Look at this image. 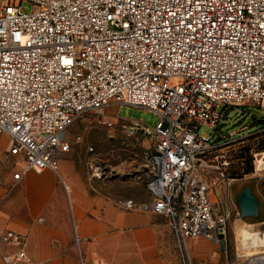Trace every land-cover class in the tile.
<instances>
[{"label": "built area", "instance_id": "obj_1", "mask_svg": "<svg viewBox=\"0 0 264 264\" xmlns=\"http://www.w3.org/2000/svg\"><path fill=\"white\" fill-rule=\"evenodd\" d=\"M111 104L159 117L155 127L122 119L151 142V200L121 206L165 216L181 264H194L190 240L226 242L231 212L216 195L239 178L232 152L264 137V116L223 130L231 107L264 111V0H2L0 170L15 182L58 173L69 128L87 112L113 126ZM0 242L18 249L4 264L29 261L26 235L7 230Z\"/></svg>", "mask_w": 264, "mask_h": 264}, {"label": "rangeland", "instance_id": "obj_2", "mask_svg": "<svg viewBox=\"0 0 264 264\" xmlns=\"http://www.w3.org/2000/svg\"><path fill=\"white\" fill-rule=\"evenodd\" d=\"M2 0H0L1 6ZM23 8L32 11L33 4L23 3ZM223 107L221 112H223ZM104 112L113 118V126L102 123V117L94 112H87L69 128L71 151L59 158L60 165H66L72 175V159L79 170L85 186L94 196L109 198L113 205L121 207L122 201L132 200L145 203L151 200L147 186L150 176L146 151L150 140L141 134L130 135L125 132L127 122L139 120L155 127L159 117L154 112L140 107L111 104ZM224 119V131H239L244 125L250 126L253 116L263 117L264 111L256 106L231 107ZM123 119V120H122ZM205 126L200 134H210ZM78 138H80L78 140ZM264 137L254 139L240 145L232 152L230 173L239 176L231 188L229 197L225 190L217 187L216 199L220 205L228 208L231 217L227 226L226 249L221 243L204 237L189 241L194 264H250L254 258L264 256V218L241 217L237 203V194L245 187L251 186L260 200H264V172L255 171L258 159L264 154ZM70 158H66V157ZM101 164V171L93 175V164ZM251 170V171H250ZM1 171H5L1 169ZM59 171V170H58ZM250 171V172H249ZM246 174V177L243 176ZM214 198V200H216ZM137 212V211H136ZM238 224L248 232L247 239H241L237 234ZM240 238V239H239ZM238 239V240H237ZM243 241V242H242ZM160 264H181L172 233L162 232L160 235ZM107 264H135V258H130L116 250L103 254ZM81 264V263H80Z\"/></svg>", "mask_w": 264, "mask_h": 264}, {"label": "crops", "instance_id": "obj_3", "mask_svg": "<svg viewBox=\"0 0 264 264\" xmlns=\"http://www.w3.org/2000/svg\"><path fill=\"white\" fill-rule=\"evenodd\" d=\"M69 163L72 175L60 165L58 173L31 171L17 182L0 170V233L26 235L29 261L15 264H107L103 254L113 248L135 258V264H160V235L171 232L168 219L123 210L109 198L92 195L74 161ZM65 184L71 185L69 192ZM260 201L259 216L264 218ZM17 251L0 242V264L4 254Z\"/></svg>", "mask_w": 264, "mask_h": 264}, {"label": "water", "instance_id": "obj_4", "mask_svg": "<svg viewBox=\"0 0 264 264\" xmlns=\"http://www.w3.org/2000/svg\"><path fill=\"white\" fill-rule=\"evenodd\" d=\"M237 203L241 210V217H253L257 218L260 215V199L253 192L251 186H245L237 194ZM221 245L224 247L226 242L224 239L221 240Z\"/></svg>", "mask_w": 264, "mask_h": 264}, {"label": "bare ground", "instance_id": "obj_5", "mask_svg": "<svg viewBox=\"0 0 264 264\" xmlns=\"http://www.w3.org/2000/svg\"><path fill=\"white\" fill-rule=\"evenodd\" d=\"M257 168H258L257 169L258 171H264V154H263L262 158L258 159V161H257ZM237 234H238V236L241 239H247V237L249 236L248 235V232L240 224H238V226H237ZM250 264H264V256L263 257H259V258L252 259Z\"/></svg>", "mask_w": 264, "mask_h": 264}, {"label": "trees", "instance_id": "obj_6", "mask_svg": "<svg viewBox=\"0 0 264 264\" xmlns=\"http://www.w3.org/2000/svg\"><path fill=\"white\" fill-rule=\"evenodd\" d=\"M263 148H264V146H263ZM250 171H251V170H250ZM250 171H249V172H250ZM231 176H232V177H239L238 175L236 176V174H232V173H231Z\"/></svg>", "mask_w": 264, "mask_h": 264}, {"label": "flooded vegetation", "instance_id": "obj_7", "mask_svg": "<svg viewBox=\"0 0 264 264\" xmlns=\"http://www.w3.org/2000/svg\"><path fill=\"white\" fill-rule=\"evenodd\" d=\"M264 184V183H263ZM253 189V188H252ZM254 192V191H253ZM260 203H261V201H260Z\"/></svg>", "mask_w": 264, "mask_h": 264}]
</instances>
